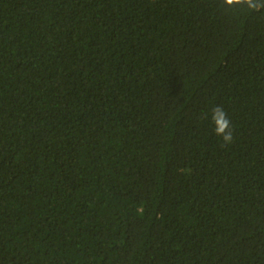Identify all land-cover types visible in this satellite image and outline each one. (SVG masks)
Segmentation results:
<instances>
[{
  "label": "trees",
  "instance_id": "1",
  "mask_svg": "<svg viewBox=\"0 0 264 264\" xmlns=\"http://www.w3.org/2000/svg\"><path fill=\"white\" fill-rule=\"evenodd\" d=\"M0 264H264V9L0 0Z\"/></svg>",
  "mask_w": 264,
  "mask_h": 264
},
{
  "label": "clouds",
  "instance_id": "2",
  "mask_svg": "<svg viewBox=\"0 0 264 264\" xmlns=\"http://www.w3.org/2000/svg\"><path fill=\"white\" fill-rule=\"evenodd\" d=\"M219 7L228 12L248 10L259 12L264 9V0H219ZM209 120L212 132L221 140L222 146H229L235 141V126L222 105H214L204 114Z\"/></svg>",
  "mask_w": 264,
  "mask_h": 264
}]
</instances>
